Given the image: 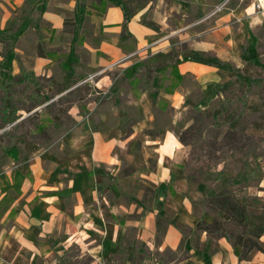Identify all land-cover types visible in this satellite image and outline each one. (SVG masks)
<instances>
[{"label": "rangeland", "instance_id": "374dc122", "mask_svg": "<svg viewBox=\"0 0 264 264\" xmlns=\"http://www.w3.org/2000/svg\"><path fill=\"white\" fill-rule=\"evenodd\" d=\"M42 1L32 0L15 11L9 23L15 34H0L2 51L5 42L11 43L8 36L28 27L19 36L16 51L19 66L30 77L27 83L11 86L15 108L21 110L18 120L10 124L3 121L5 92L0 86V198L9 193L17 200L12 216L6 219L0 214V264H205L200 259L205 250L202 237L207 236L202 230L182 224L185 240L173 250L151 249L137 237L134 220L159 207V186L151 178L158 168L153 144L167 134L178 138L184 148L180 174L197 213L209 215L211 224L223 221L226 238L244 257L257 252L255 243L263 244L264 235L258 238L252 226L225 219L215 198L231 194L253 221L264 223V20L243 22L229 15L250 0H126L143 14L144 23L157 27L150 46L133 57L134 63L164 52L180 62L190 58L214 67L215 73L204 80L184 75L181 86L169 96L158 88L160 74L150 61V68H140L134 77L137 83L126 76L127 69H111L115 83L109 90L101 88L105 82L99 81L98 72L79 68L82 58L95 57L81 40L90 29L80 26L75 31L69 25L59 33L42 31L46 23L35 17ZM51 1L61 8L73 0ZM100 1L79 0V10ZM86 13L85 9L82 16ZM40 47L63 58L56 57L37 76L30 68ZM71 48L77 56L74 83L58 92L67 75L63 59ZM215 57L226 63L223 74L211 64ZM156 89H160L158 98L152 95ZM161 101L167 106L162 107ZM92 103V111L83 109ZM141 118L148 120L149 127L135 133L133 124ZM96 131L121 140L113 149L115 166L94 163L90 152ZM35 192L57 193V202L67 214L77 200L93 199L91 208L101 213L89 234H83L87 240L70 241L64 232L43 235L42 215L36 213L42 207V194L35 197ZM119 206L128 212L125 219L116 210ZM138 208L143 209L141 214ZM169 211L171 215L175 210ZM158 219L163 229L157 240L165 228V220ZM219 236L210 234L213 242Z\"/></svg>", "mask_w": 264, "mask_h": 264}, {"label": "crops", "instance_id": "0c3cea01", "mask_svg": "<svg viewBox=\"0 0 264 264\" xmlns=\"http://www.w3.org/2000/svg\"><path fill=\"white\" fill-rule=\"evenodd\" d=\"M31 1L32 0H0V30H5L7 28L8 22L11 20L16 10L22 9L23 6L30 4ZM78 2L79 0L65 2L62 4L63 7L57 8L53 5V1L49 0L48 7L42 19H40L41 22L46 23V27H41V30L47 33L48 30L52 31V33H59L63 32L69 25H72L75 31H78L80 26L83 28L88 27L90 29V34L82 37L81 40L84 43V47L89 46L94 51L95 57L91 61H86L82 58L79 68L83 66L89 68L90 74H96V72H98V75L101 77L99 81L105 82L103 85L105 87L101 88L109 90L115 83L111 74H109L110 70L122 69L125 71L132 65L134 63L133 57L137 56L141 50L147 49V47L150 46V39L152 35L155 34L154 29L143 22V14L138 12L128 23L129 30L133 34L135 42L129 41L128 45L125 46V41L122 40L121 34L124 30L123 22L125 21L126 12L121 6L113 2H108L105 6L100 5L98 8L93 7V5L90 6L91 8L86 6L85 9L87 13L83 16V20L80 24H67V19L76 18L79 8ZM40 3L41 2L37 3V6H39ZM229 15L243 22L253 19L264 20V0H250V2L244 6L238 5L236 8L232 9ZM226 16L227 15H224L221 19L224 20ZM23 34L24 33H22V35ZM94 42L96 43L94 44ZM71 50L72 48L70 51ZM52 52L55 53L52 55V58L40 55L37 56L34 65L30 68L37 76L48 70V68L51 67L49 65L50 62L56 57L63 58L60 57L57 52ZM68 53H66V55ZM19 54L20 53L17 52L16 56L18 57ZM155 54H157V52H153L152 56ZM17 57L12 65L15 75L22 72V68L17 62ZM213 68L212 66L197 61H182V63L179 64L181 73L184 75L199 76L203 80L215 73ZM107 79H109V81H107ZM174 93H168L167 95L169 96V94ZM146 97L148 96L146 95ZM92 104L87 106V109L92 111L95 108L94 103ZM133 125V131L135 133H141V131L149 127V122L147 119L141 118ZM92 140H94V146L90 153L94 163L97 165L107 163L111 167L115 166L116 162L111 161V159L115 157L113 149L120 145L121 140L118 137L106 138L101 131H96ZM153 145L158 153V168L155 173L152 174L151 178L159 186V207L148 209L146 213L142 216L140 215L141 218L134 220V226L138 229L137 237L140 240H145L151 249H178L183 245L185 240L182 230L183 225H188L190 228L198 230V223L201 222V220L211 223L212 219L209 215H204V213L199 215L194 209L191 195L189 194L188 183L180 174L181 167H179V163L185 152L179 139L174 135L167 134L162 140L155 141ZM87 179L88 176L84 177L83 182H86ZM30 181L33 182V177ZM161 185L162 189L160 191ZM92 193H94V190L90 187L89 194L92 195ZM34 194L36 197L37 195H41L42 192H35ZM6 195L14 197L15 200L13 205L8 209L0 207V214L7 219L15 212L17 200L14 195L6 193L0 198V202ZM40 200L42 207H40L36 213L38 212V214L42 215L40 224L46 232H42L45 236L52 232L55 234L57 232H64L65 234L67 233V239L70 241L75 240L76 237H81L86 241L87 236L85 238L83 234H89L92 229L90 225L94 223L97 215L101 213L99 212L100 209L91 208L95 205L93 199V201L90 200V202H83L80 199L77 200L72 206L71 214L65 213L64 207L57 202L59 200L57 193L42 194ZM120 207L121 206L116 210L120 212L123 217L122 219H125L124 214L128 212ZM170 208L175 210L172 211L171 215H169ZM142 210V208H138L137 211L141 214L143 212ZM21 212L29 215L26 210H22ZM159 217L165 220V228L163 235L157 240L158 234H160L161 229H163L162 226L159 228ZM29 218L33 220L30 215ZM202 232L207 235L206 237H202L205 250L200 254V259L205 264L207 263L203 256L204 252L210 254L212 264H264V251H251L248 256L244 257L235 244L229 241L228 238L219 236L213 242L214 239L210 237L211 233L203 230ZM212 245L214 247L213 249ZM193 249L197 250L198 247H193Z\"/></svg>", "mask_w": 264, "mask_h": 264}, {"label": "trees", "instance_id": "16d2710c", "mask_svg": "<svg viewBox=\"0 0 264 264\" xmlns=\"http://www.w3.org/2000/svg\"><path fill=\"white\" fill-rule=\"evenodd\" d=\"M108 2H113L114 4L121 6L125 10L126 17H125V21L123 22L124 30L121 34V38L123 41H125V46L128 45L129 41L134 43L135 38L129 30L128 23L131 20V18H133L139 11L131 9L129 6V3L126 0H101L100 3H94L93 7L98 8L100 5L105 6L108 4ZM48 4H49V0H44L39 4L38 6L39 9L36 14V17L38 18V20L42 19L45 13V10L48 7ZM77 11L78 12H77L76 18L67 19L66 20L67 24L68 23L80 24V22H82L83 20L82 15H83V12L85 11V8L80 9V10L78 8ZM9 23L10 21L8 22V26L5 30H0V34L7 33V32H12L13 34H15L11 30V27H9ZM146 25H148L151 28H157L154 23H146ZM27 28L28 27L25 26V28H22V30H20L18 34L14 36H8L7 40L8 42H11V43L5 42L3 50L0 51V54L4 56V59L0 61V86L5 92L4 97H3L4 100H3V108H2L3 121L5 124H10L12 122L17 121L19 118L17 113L18 111L21 110V109L15 108V101L13 99V95L11 92V86L16 85L18 83L24 84L30 81V77L25 75L24 68L21 69L22 75H15L14 71L11 69L13 62L17 57L16 56L17 54L16 45L18 43L17 40L19 36H21L22 33H24V31ZM0 43H1V39H0ZM53 54L55 53L45 52L42 49V47L39 48L38 55L40 56L52 58ZM76 60H77V56L75 54L74 49H72L65 56L63 60L64 68L67 70V75H66L64 84L59 85L60 88L58 92L66 91L74 83L73 82L74 80V68L73 67H74V63ZM190 60H191L190 58L188 59L186 58L182 61H190ZM148 61L155 64L156 66L155 69L158 72V74H160V79L158 80L159 82H157L159 86L158 88L164 89V92L168 94V93H174L176 89L181 86V84L184 81L183 80L184 74H181L180 69H179V64H181L182 61L180 62L179 60H174L172 55H170L169 53H164V52H159L153 55V57ZM148 61L139 60L133 63L132 65H130L127 68L126 76L130 79H133V81L137 83L134 77L136 76L140 68L142 67H147L148 69L150 68L148 67L150 64ZM211 64L216 65L219 68L220 74H223L226 70V63H223L218 57L213 58V60L211 61ZM4 76H7V79L5 81H2L1 78ZM167 80L170 81L168 85H166L165 83ZM159 94H160V89H156L152 93V95L155 98H158L160 96ZM161 104H162V107L167 106V103L165 101H161ZM83 109L86 110L87 107H83ZM84 110H82L81 112L84 113ZM161 189H162V185L160 187V191ZM215 198L219 199L221 202V209L225 211V219L227 220L234 219L238 223H241L243 225L246 224L247 226H252L253 232L258 238L264 235V223L258 224L255 221H253L250 217L248 209L245 206L233 200L231 194L221 193L215 196ZM14 202H15L14 197H11L10 195H6L1 200L0 207L8 209L9 207L13 205ZM159 222H160V219L158 220V225H159V228H161V225ZM198 230L207 231L208 233H218L220 236L226 237L225 223L221 220H215V222L212 224L201 220V222L198 223ZM255 247L257 248L258 251L260 250L264 251V242L263 244L261 242L255 243ZM203 256L207 264H212L211 256L209 253L204 252Z\"/></svg>", "mask_w": 264, "mask_h": 264}]
</instances>
